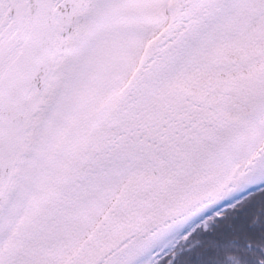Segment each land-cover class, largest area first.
<instances>
[{"label": "snow or ice", "instance_id": "snow-or-ice-1", "mask_svg": "<svg viewBox=\"0 0 264 264\" xmlns=\"http://www.w3.org/2000/svg\"><path fill=\"white\" fill-rule=\"evenodd\" d=\"M0 264H264V0H0Z\"/></svg>", "mask_w": 264, "mask_h": 264}]
</instances>
